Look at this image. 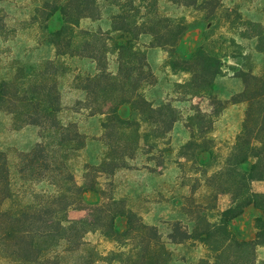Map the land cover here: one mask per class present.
Listing matches in <instances>:
<instances>
[{
    "label": "trees",
    "instance_id": "trees-1",
    "mask_svg": "<svg viewBox=\"0 0 264 264\" xmlns=\"http://www.w3.org/2000/svg\"><path fill=\"white\" fill-rule=\"evenodd\" d=\"M34 1L33 15L30 21L24 22L23 28L39 23L38 26L47 31V40L55 45L56 57L39 62L13 57L8 69L1 71L2 53L7 50L0 45V111L11 114L22 125L39 129V140L29 150L18 154L16 172L24 182L21 188L17 187L18 181L13 177L7 153L0 150V263L7 260L14 264H65L69 254L72 261L67 264H96L105 255L86 240L87 233L99 230L106 236L126 235L136 226L129 219L121 232L116 220L126 215V211L104 217L100 197L93 202L100 213L95 220L91 209L80 218H72L69 214L72 209L83 208L81 204L88 192L100 193L99 177L106 171L115 172L119 166L115 154L122 145L109 143L106 157L99 164L86 162L83 180H79L73 161L85 148L87 137L77 121H64L61 117L64 107L60 78L70 69L61 58L82 56L96 62L94 73L77 75L80 82L77 87L85 91L86 98L77 100L75 111L86 108L90 114L104 115L102 126L110 136L123 133L142 121L159 123L158 127L163 123L167 128L165 131H170L178 120L175 107L171 103L154 106L143 92L144 85L153 84L157 79L140 37L151 34L152 45L176 47L177 42L167 39L174 30V20L159 12L158 0H139L137 5L136 0H124L119 1V11L113 15L110 29L91 30L82 28L81 20L101 18L98 0ZM207 1L201 0L202 3ZM196 2L198 0L191 4ZM143 7L149 9L147 13H141ZM249 23L261 29L254 31L260 43L264 38L263 24ZM17 31L18 27L10 25L4 10L0 9V38H12ZM261 49L264 51V47ZM182 51L188 54L185 49ZM189 54L191 60L172 59L173 68H182L191 74L188 81L179 85L191 90V94L209 92L216 109L207 112L196 107L189 117L191 137L184 148L198 147L200 152L212 154L207 143L211 141L208 134L215 116L228 103L247 104L229 156L230 166L214 173L225 177L223 184L228 187L223 192L232 197V205L222 212L223 219L219 224L225 229L248 205L254 204L264 210V191L256 192L252 188L254 180H264V75L255 74L252 69L242 71L243 90L222 100L214 94L216 77L223 74L221 62H214L215 57L206 53L199 60L196 51ZM111 55L116 57L117 71L109 68ZM125 104L130 105L132 118L121 115V106ZM166 109L173 113L170 117H166ZM35 181L47 186L34 189ZM139 227L144 231L155 229L145 223ZM204 234L212 235L210 231ZM189 236L190 232L183 229L180 221L173 223L170 234L173 242H182ZM236 244L246 247L254 258L252 264H257V247H264V225L256 238L237 240ZM165 252L167 258L162 263L161 257L152 254L153 257L139 264H166L171 254L168 250ZM219 256L222 257V253ZM260 264H264V258Z\"/></svg>",
    "mask_w": 264,
    "mask_h": 264
},
{
    "label": "rangeland",
    "instance_id": "rangeland-1",
    "mask_svg": "<svg viewBox=\"0 0 264 264\" xmlns=\"http://www.w3.org/2000/svg\"><path fill=\"white\" fill-rule=\"evenodd\" d=\"M119 1L124 0H98L101 18L85 17L81 20V27L110 29L112 17L119 11ZM193 1L158 0L159 12L174 20V30L167 39L177 42L176 47L152 45L151 34L140 37L157 79L153 84L144 85L143 92L154 106L171 103L175 107L178 120L170 131H165L167 128L163 123L158 127L159 123L142 121L123 133L110 136L102 126L104 115L90 114L86 108L75 111L77 100L86 98L85 91L77 87L80 83L77 75L94 73L96 62L82 56L66 55L61 58L70 68L60 78L64 107L61 117L64 121H77L87 137L85 148L73 161L79 180H83V165L86 162L99 164L106 157L109 143L122 145V149L115 154L119 165L115 172L106 171L99 177L100 193L88 192L81 204L83 208L72 209L69 214L72 218H80L91 209L95 220L100 213L93 202L100 197L104 204V217L126 211V215L116 220L121 232L127 227L129 219L136 226L126 235L106 236L99 230L87 233L86 240L105 255L96 264H139L153 257L150 256L152 254L161 257L162 263L167 258L165 250L171 254L166 264H252L254 260L250 251L237 246L236 241L256 238L264 225V210L254 204L248 205L243 214L225 229L219 226L222 212L232 205V197L230 193L223 192L228 187V184H223L225 177L214 174L230 166L229 156L247 104L228 103L215 116L213 128L208 134L211 141L207 143L212 154L200 152L198 147L184 148L191 137L189 117L195 113L196 107L207 112L216 107L209 92L191 94V90L179 85L188 81L191 74L182 68H173L172 59H190L189 52L193 50L198 54V60L205 53L211 55L215 57L214 62H221L223 69V74L216 77L214 94L227 100L241 92L244 88L240 76L242 71L252 69L255 74L264 75V51L261 49L264 38L259 43L254 31L261 29L249 23L261 22L264 31V0H208L206 3L198 0L196 4H191ZM135 3L137 5L139 0ZM35 5L34 0H0V9L4 10L7 22L18 27L12 38H0V45L7 50L2 53L1 71L8 69L13 57L31 62L56 57L55 45L47 40V31L38 26L39 23L23 28L24 22L30 21ZM148 10L143 7L141 13ZM109 61V68L117 71L115 55H111ZM129 112L130 105L121 106V115L132 118ZM166 112V117L173 114L167 109ZM21 123L11 114L0 111V150L7 153L19 188L24 182L17 177L18 154L29 150L39 140L36 126ZM46 186L36 181L32 184L34 189ZM252 188L263 192L264 180H254ZM176 221H180L183 229L187 228L190 232V236L182 242H173L170 238ZM142 223L155 229L144 231L138 228ZM207 231L212 235L206 236L204 233ZM263 258L264 247L259 246L257 264ZM70 261L68 254L65 264ZM0 264L14 263L6 260Z\"/></svg>",
    "mask_w": 264,
    "mask_h": 264
}]
</instances>
